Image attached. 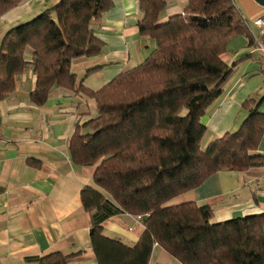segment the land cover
<instances>
[{
    "label": "trees",
    "instance_id": "1",
    "mask_svg": "<svg viewBox=\"0 0 264 264\" xmlns=\"http://www.w3.org/2000/svg\"><path fill=\"white\" fill-rule=\"evenodd\" d=\"M21 1L0 0V16ZM167 2L138 0L139 34L154 39L156 48L96 90L83 85L71 63L100 53L104 42L90 25L112 0H58L14 25L0 40V100L28 67L35 75L29 98L37 105L54 85L94 99L96 116L75 123L68 142L71 160L94 166V184L125 213L143 216L144 226L131 247L92 226L90 248L97 264H148L154 244L182 264H264V211L212 222L208 204H167L218 171L264 166V155L256 153L264 135L263 97L243 101L248 113L236 130L204 149L200 145L207 131L201 118L236 64H226L220 55L246 31L240 11L232 0H188L182 13L159 23ZM80 199L86 211L107 201L89 185L80 190ZM80 253L51 252L37 264H64Z\"/></svg>",
    "mask_w": 264,
    "mask_h": 264
},
{
    "label": "crops",
    "instance_id": "2",
    "mask_svg": "<svg viewBox=\"0 0 264 264\" xmlns=\"http://www.w3.org/2000/svg\"><path fill=\"white\" fill-rule=\"evenodd\" d=\"M57 1L22 0L0 16V40L9 28ZM187 2L168 0L158 22L182 13ZM232 2L246 22V31L234 36L220 55L226 64H236L222 93L201 118L211 140L240 126L248 113L241 108L245 99L263 97L259 111L264 112V53L256 49L260 28L253 23L264 13V5L255 0ZM112 3L90 25L104 42L100 53L76 58L71 63V72L92 90L138 65L156 48L154 39L139 34L138 21L143 13L138 0ZM24 57L31 61L30 49L25 50ZM94 67L97 70L86 74L87 69ZM34 87L35 75L28 67L17 76L15 89L0 100V264H37L40 256L51 252L66 255L79 251L64 264H97L90 248V228L99 225L105 236L131 247L144 230L143 216L125 213L94 184V166L77 165L71 160L68 142L75 123L96 116L94 99L54 85L45 102L37 105L29 98ZM256 153L264 155V135ZM85 185L103 193L107 201L86 211L80 199ZM189 201L211 206L212 222L262 212L264 166L218 171L167 204ZM148 264L182 263L154 244Z\"/></svg>",
    "mask_w": 264,
    "mask_h": 264
},
{
    "label": "built area",
    "instance_id": "3",
    "mask_svg": "<svg viewBox=\"0 0 264 264\" xmlns=\"http://www.w3.org/2000/svg\"><path fill=\"white\" fill-rule=\"evenodd\" d=\"M253 23L260 28V36L256 38V40H259L256 49L264 53V13L253 19Z\"/></svg>",
    "mask_w": 264,
    "mask_h": 264
},
{
    "label": "rangeland",
    "instance_id": "4",
    "mask_svg": "<svg viewBox=\"0 0 264 264\" xmlns=\"http://www.w3.org/2000/svg\"><path fill=\"white\" fill-rule=\"evenodd\" d=\"M211 135L209 134V133H205V135H204V137H203V139H202V141H201V147L204 149L206 146H207V144L210 142V140H211Z\"/></svg>",
    "mask_w": 264,
    "mask_h": 264
},
{
    "label": "water",
    "instance_id": "5",
    "mask_svg": "<svg viewBox=\"0 0 264 264\" xmlns=\"http://www.w3.org/2000/svg\"><path fill=\"white\" fill-rule=\"evenodd\" d=\"M257 3H259L260 5H264V0H255Z\"/></svg>",
    "mask_w": 264,
    "mask_h": 264
}]
</instances>
